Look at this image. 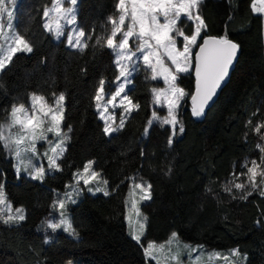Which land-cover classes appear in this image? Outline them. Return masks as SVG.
<instances>
[{"label": "trees", "instance_id": "1", "mask_svg": "<svg viewBox=\"0 0 264 264\" xmlns=\"http://www.w3.org/2000/svg\"><path fill=\"white\" fill-rule=\"evenodd\" d=\"M117 2L79 0L77 22L88 45L83 52L69 48L65 39L56 41L43 28V12L52 0L18 3L16 29L33 51L16 53L0 72V123L7 121L12 105L28 106L32 93L49 104L53 93H63L62 130L72 131L58 161L60 170H47L43 181L17 176L14 157L0 147V183L12 207L26 211L19 223L0 222V264H153L141 245L164 242L173 232L183 242L209 249H238L247 257L242 264H264V196L257 190L241 199V191H224L246 170L245 161L251 167L252 160L260 164L264 156V127L255 131L264 124L263 16L253 10L254 0H203L202 39L226 36L239 45L237 63L217 101L195 117V77L193 72L181 74L177 84L188 93L179 112L184 132L177 127L171 137L169 126L155 122L145 135L152 113L164 112L153 103L151 92L162 82L152 80L151 72L141 67L128 90L139 109L127 116L123 129L108 136L93 97L101 79L107 92L114 91L119 69L112 51L102 46L105 41L98 45L96 40L110 35L108 18H118ZM186 31L191 34L193 25ZM89 161L108 181V195L85 191L67 206L78 238L63 229L53 231L47 227L57 211L53 201L68 191L74 174ZM132 179L152 185V198L141 205L147 217L142 244L132 238L127 225Z\"/></svg>", "mask_w": 264, "mask_h": 264}, {"label": "snow or ice", "instance_id": "2", "mask_svg": "<svg viewBox=\"0 0 264 264\" xmlns=\"http://www.w3.org/2000/svg\"><path fill=\"white\" fill-rule=\"evenodd\" d=\"M64 2L65 0H52L51 8H46L43 12V16L48 18L43 24V28L52 33L53 38L57 41L64 35L65 25H74L76 23L75 5L78 0H68L71 5L68 8L63 6ZM200 2L201 0H118L115 5L118 18H108L112 26L110 35L96 40L98 45L101 44L102 39L105 41L102 46L112 51L115 56L113 63L119 69V75L112 82L116 84V91L110 94V98L105 101V81L103 79L99 81L93 97L99 118L104 122L103 132L105 134L111 135L114 132H118L125 125V119L122 115L119 125L113 127L115 117L112 114L105 115L110 106L113 109L119 107L124 113L129 115L132 111L139 109V104L132 102L125 92V88L131 83L129 77H131L133 72L139 70L141 64L146 71L152 73L150 77L152 80L162 78L166 85L162 89L154 88L151 92L154 104L166 106L167 116L161 118L154 111L152 119L148 121V125L151 126L154 121L158 122L161 127L170 125L171 137L177 134L176 129L178 126L179 133L182 134L184 127L177 119L176 111L180 107V101L185 97L186 93L183 88L176 85V80L178 74L188 73L192 69L193 47H198L199 51L195 55L196 95L192 96V114L195 117L203 115L205 106L212 100L221 81L228 75L229 67L233 63L239 45L227 39L226 36H207L202 39L201 44H197L198 39L201 38V31L206 28L203 18L198 13ZM10 3L14 5L16 0H10ZM253 10L258 13H264V7L256 9L255 3L253 4ZM181 16L194 22V31L191 36L185 35L181 29L177 28V22L181 19ZM12 17L13 12L9 10L8 0H0V54L3 53L6 42L11 41L10 44H7L6 56L0 55V71L11 62L12 57L16 53H31L33 51L32 45L24 36L18 33L9 34L7 31L12 28ZM161 17L163 18V23L160 22ZM61 21H64V23L62 24ZM72 32L73 34L67 38V44L83 52L88 46L86 42L82 43L85 32L83 29H72ZM173 33L182 38V51L177 49L176 37L173 36ZM117 37H119L118 40ZM88 39H91V37H88ZM130 40L135 43V51L132 50V46L129 43ZM161 50L163 56L174 66V70L165 65ZM129 64L131 65V70H129ZM121 78L123 79L121 80ZM117 98H119L118 103ZM53 100L54 104L48 105L44 96L32 93L29 107H26L23 103L12 105L7 121L0 123V147L5 150L8 156L15 158L16 163L13 167L17 176H19L21 165L23 164L28 176L34 180L43 181L46 169L41 156L46 159L49 171L60 170L58 160L62 158L67 150V141L71 139L68 133L72 129L69 127L67 133L62 131L64 94L60 93L56 96L53 93ZM249 123L251 122L249 121ZM261 127H264V124L257 126L255 131L259 133ZM48 133L53 134L55 143L48 140ZM145 135H147V129H145ZM171 137L168 140L169 146L172 144ZM40 140L48 143V151L42 154L37 153L35 146L36 142ZM257 147L260 148L259 145ZM260 150L264 152V148H260ZM25 154H31V158L39 162L40 166L37 167L32 164L31 160L28 164H24L22 157ZM93 163V161H89L84 166L83 172L74 174L76 186L69 185L68 187L72 188V192L64 193V199L53 201L51 205L53 209L64 210L66 202H76L73 199V192L76 195L80 194L82 190L78 186L81 180H83L85 185H88L99 178L100 174L98 172L90 171ZM248 163V161H245L242 165L243 168H246V173H243L246 176V183L230 182L231 186L226 185L224 191L231 193L233 188L241 191L244 193L241 199H247L253 191L257 190H259L261 196H264V168L260 167L261 164H264V156L261 157L260 164L256 160H252L251 167H249ZM29 168H31V171H29ZM168 171L170 172L171 169L169 168ZM258 176L261 178L259 185L256 183ZM102 183L107 185L108 181L103 180ZM151 188L152 185L150 183L146 184V186L144 184L135 185V189L142 194V200H150L152 198ZM247 188H250L251 191H245ZM88 190L92 191L91 188ZM96 191H103L105 195H108V192L102 188L97 187ZM207 191H211V189ZM57 195L60 194L58 193ZM129 195H133V192L130 191ZM131 207H136L134 201ZM5 211L8 213L6 219L3 215ZM59 215L61 217L59 223L48 221L47 227L53 231L62 228L64 232L78 238L79 234L65 215V211H60ZM135 215L138 218L137 224L141 234L133 232L132 238L139 243L145 227L144 223H140V221H146L147 217L142 216L138 209ZM24 219L23 208L15 209V214H12V205L7 199L4 185L0 183V222L5 224L19 223ZM45 242L47 243V241ZM173 246L176 247V252H172ZM141 247L146 259L154 261V264H162V262L163 264H180L179 254L181 247L188 250L190 259L192 253L203 252V246L181 245L176 232L171 233L169 239L164 243L149 242L146 247L143 245ZM230 255L238 257L239 250L233 249ZM207 259L209 264H216V261L220 260L221 256L218 252L209 253ZM222 259L227 261L228 257L225 256ZM199 261L200 256L197 255L192 260V264H199Z\"/></svg>", "mask_w": 264, "mask_h": 264}, {"label": "rangeland", "instance_id": "3", "mask_svg": "<svg viewBox=\"0 0 264 264\" xmlns=\"http://www.w3.org/2000/svg\"><path fill=\"white\" fill-rule=\"evenodd\" d=\"M8 2H9V10H11V11L13 12V17H12V28H11L10 30H7V29H6V30L9 32V34H11V33H18V32H17V29H16V9H17V6H18V3L20 2V0H16V3H15L14 5H12V4L10 3V0H8ZM202 2H203V0H201V2H200L199 5H198V13H199L200 16H201V5H202ZM256 2H257L256 5H255V8H256V9H259V8H261V7H264V2H262V0H256ZM78 3H79V0H78L77 4L75 5L76 23H75L74 25H65L64 30H63V31H64V35L60 38V40H61V39H65V40H66V44H67V38H68V36L73 34L72 29H77V30L80 29V27H79V25H78V22H77ZM63 6H64L65 8H68V7H70L71 5L68 3V0H65ZM49 8H51V7H49ZM255 12H256V11H255ZM194 14H195V10H194ZM50 15H51V14H50ZM201 17H202V16H201ZM47 20H48V18L45 17V22H46ZM183 20H184V22H183ZM45 22H44V23H45ZM160 22L163 23V18H162V17H161V21H160ZM61 23L63 24L64 21H61ZM190 24L193 25V31H194V22L187 20L186 18H184V16H181V19L177 22V28L181 29V30L184 32L185 35H187V36H191V35L193 34V31H192L191 34H187V33H186V32H187V31H186V28H188ZM126 25H127V21H126ZM5 27H6V22H5ZM203 30H204V29H203ZM203 30H202V31H203ZM202 31H201V38L198 39L197 44H200V43H201L202 36H203ZM18 34H19V33H18ZM173 36L176 37V46H177V49L180 50V51H182V50H183V42H182V38L176 36V33H173ZM60 40H59V41H60ZM56 41H57V40H56ZM84 42H85V37H84L83 40H82V43H84ZM10 43H11L10 40L6 42V44L4 45V51H3V53L0 54V55H5V56H6V54H7V44H10ZM129 43H130V45L132 46V50L135 51V43H134L132 40H130ZM67 46H68L69 48H71V49L79 50V49H77V48H73V47H71V46L68 45V44H67ZM197 48H198V47H193V48H192V63H193V67H192V69H190V71H189L188 73L193 72L194 65H195V52H196ZM161 55H162V58L164 59V63H165V65H166L167 67H169V68H173V70H174V66L171 64V62H170L165 56H163L162 50H161ZM134 59H135V58H134ZM8 64H9V63H8ZM8 64H7V65H8ZM141 67H144V66L141 64L140 68H141ZM140 68H139V69H140ZM129 70H131V65H130V64H129ZM0 72H1V71H0ZM136 73H137V71L133 72L132 75H131V77H129V79L131 80V83L128 84V85L126 86V88H125V92L127 93V95H128V90H129V88H130L131 85H132V78H133V76H134ZM188 73H181V74H188ZM181 74H178L177 79H178V77H179ZM151 75H152V73H151ZM122 79H123V78H121V80H122ZM156 80L162 82V85H161L160 87H155V89H162V88H165V87H166V85H165V83H164V81H163L162 78H158V79H156ZM114 85H115V88H114V91H112V92H107V91L104 89V90H105V101H106L107 99L110 98V94H112V93H114V92L116 91V84H114ZM176 85H177L178 87H180V88H183V87H181V86H179V85L177 84V80H176ZM183 89H184V88H183ZM184 91H185L186 95H185V97L180 101V107H179L178 110L176 111V117H177L178 120H179V112H180V109H181L183 103L185 102V100L188 98V93H187V91H186L185 89H184ZM122 95H123V94H122ZM38 96H40V95H38ZM118 102H119V98H117V103H118ZM64 103H65V101H64ZM64 103H63V107H64ZM47 104H48V105H53L54 102H53L52 104H49V103H47ZM29 105H30V102H29ZM29 105L26 106V107H29ZM155 105H156V104H155ZM156 106H157L158 108L162 109L163 112H164V114H160L159 112H156V114H157L158 116H160L161 118L166 117V116H167L166 106H161V105H156ZM108 114H112V115L115 117V122L113 123V127H117V126L119 125V121H120V118H121L122 115L124 116V119H125V120H126L127 116L129 115V114L124 113L123 110H122L121 108L117 107L116 109H113L111 106L108 108V112H107L105 115H108ZM63 115H64V113H63ZM151 119H152V118H151ZM102 121H103V120H102ZM110 122H111V121H110ZM155 122H156V121H154L153 123H155ZM103 123H104V122H103ZM153 123H152V124H153ZM45 126H47V125H45ZM167 126H169V127L171 128L170 125H167ZM177 127H178V126H177ZM149 129H150V126L147 127V135H148ZM62 131H63V130H62ZM63 132H64V131H63ZM65 133H66V132H65ZM114 133H116V132H114ZM114 133H112V134H114ZM112 134H111V135H112ZM47 135H48V140H49V141H53V143L56 142V141H55V137L53 136L52 133H48ZM111 135H108V136H111ZM35 146H36L37 153H39V154H42V153H44L45 151H48V143H47L46 141H43V140L37 141ZM49 154H51V153H49ZM22 159H23V161H24V164H28L29 161L31 160V163H32V164L36 165L37 167L40 166L39 162H37L35 159H32V158H31V154H25V155L22 157ZM14 160H15V158H14ZM41 160L44 161V167H45L46 172H47V170H48V166H47L46 159L43 158V157L41 156ZM58 161H59V160H58ZM15 163H16V160H15ZM83 169H84V167H83L80 171H78V172H83ZM29 171H31V168H29ZM48 171H49V170H48ZM53 171H54V170H52L51 172H53ZM90 171H95V170L93 169L92 165H91V169H90ZM78 172H77V173H78ZM95 172H96V171H95ZM243 173H246V170H244L242 173H240L238 176H236V177L234 178V180H233L234 183H246V176H245ZM20 174H23V175L28 176V175H27V172L24 170V165H23V164L21 165V171H20ZM28 177H30V176H28ZM237 177H239V178L237 179ZM30 178H31V177H30ZM103 180H104V179H103L101 176H99V178H97V180H94V181L90 182L88 185H85V184L83 183V180H81V181H80V184H79L78 187H79V189H81L82 191H80V194H79V195H76V193L73 192V199H75V201L77 202L78 199L81 197V195H82L85 191L90 192V193H92V194L104 193L103 191H96V188H97V187L102 188V189H104L105 191H107V185H105V184L102 183ZM148 183H149L148 181H143V180H140V181H137V180H135V179H132V180H131V190H130V191L133 192V195H131V196L129 195V196H128V199H127V206H128V211H127V225H128L129 232H130L131 234H132L133 232H135V234H141V233H140V229H139L138 224H137V219H138V218H137V216L135 215V213H136V211H137V209H138L139 212L142 214V216H145L144 213H143L142 210H141V205H142V203L148 201V200H142V199H141V195H142V194H141V192H140L139 190L135 189V185H136V184H144V185L146 186V184H148ZM3 185H4V190H5V184L3 183ZM72 186H74V187L76 186V185H75V182L72 184ZM89 188H91L92 191H89V190H88ZM67 192H72V188L69 187V189H68ZM67 192H65V193H67ZM63 194H64V193H61V194L59 195L58 200H59V199H64V195H63ZM133 201H134L135 204H136V207H135V208L131 207V204H132ZM76 202H75V203H76ZM69 204H73V203L66 202V208H67V206H68ZM19 208H23V207H19ZM66 208H65L64 210H61V209H58V208H57V209H56V210H57L56 213H55V214L53 215V217L50 218L48 221H51L52 223H59V221H60V219H61V217H60V215H59V212H60V211H65V215H66L67 218L71 221L70 216H69V215L67 214V212H66ZM15 209H17V208H13V207H12V214H15ZM23 210H24V215H26V211H25L24 208H23ZM3 215H4V218L6 219V218H7V215H8L7 211H5V212L3 213ZM48 221H47V222H48ZM130 221H131V223H130ZM71 223H72V222H71ZM140 223H144V225H145L144 230H143V234L141 235V240H140V242H139L140 244H142V240H143V238H144V236H145V233H146V221L141 220ZM61 229H62V228H61ZM68 234H69V233H68ZM69 235H70V234H69ZM178 238H179V237H178ZM167 240H168V239H167ZM167 240H166V241H167ZM166 241H164V242H166ZM164 242H161V243H164ZM179 242H180L181 245H183V244H190V245H192L193 247L203 246V245H201V244H192V243L183 242V241H181L180 239H179ZM148 243H149V242H147V243L144 244L143 246L146 247ZM157 244H160V243H157ZM232 250H233V249H209V248H206L205 246H203V252L201 253V252L198 251V252H196V253H192V254H191V259H190V258H189V254H188V250L183 249V247H181V248H180V254H179V260H180V264H192V260H194L195 257H196L197 255H199V256H200L199 264H209V261H208V259H207L208 254H209V253L218 252V253H220L221 259H220V260H217V261H216V264H242V263H245V262H246L247 257H246V256H242L240 253H239V256H238V257H233V256H231L230 253H231ZM172 252H176V247H175V246H173V248H172ZM225 256L228 257V260H227V261H224V260L222 259V258L225 257ZM245 257H246V259H245ZM151 261H152V260H151ZM152 262H153V264H154V261H152ZM68 264H73V263H68ZM147 264H151V263H147ZM162 264H163V262H162Z\"/></svg>", "mask_w": 264, "mask_h": 264}, {"label": "water", "instance_id": "4", "mask_svg": "<svg viewBox=\"0 0 264 264\" xmlns=\"http://www.w3.org/2000/svg\"><path fill=\"white\" fill-rule=\"evenodd\" d=\"M207 36L218 37V36H214V35H206L205 37H207ZM228 39L231 40V41H233V40L230 39V38H228ZM233 42L236 43L235 41H233ZM201 43H202V41H201ZM201 43H200V44H201ZM236 44H237V43H236ZM198 51H199V48H197V50H196V52H195V55H196V53H197ZM238 56H239V48H238V50H237L236 56H235V58H234V60H233V63H232V64L230 65V67H229L228 75L225 77V79H224L223 81H221V84H220L219 88H217L216 93H215V95L213 96L212 100L209 101L208 105L205 106V109H204V113H203V114H205V112H206L209 108H211V107L213 106V104L217 101V99H218V97H219V95H220L221 90H222V89L225 87V85L228 83V81H229V79H230V76H231V73H232V71H233V69H234V67H235V65H236V63H237ZM194 68H195V65H194ZM193 74H194V77H195V71H194V69H193ZM194 95H196V77H195V88H194V92H193L192 96H194ZM192 96H191V105H192V106H191V109H192V107H193Z\"/></svg>", "mask_w": 264, "mask_h": 264}, {"label": "crops", "instance_id": "5", "mask_svg": "<svg viewBox=\"0 0 264 264\" xmlns=\"http://www.w3.org/2000/svg\"><path fill=\"white\" fill-rule=\"evenodd\" d=\"M255 3V5H256V0H254V2H253V4ZM253 4H252V6H253ZM256 13H258V12H256ZM258 14H261L262 16H263V18H264V13H258Z\"/></svg>", "mask_w": 264, "mask_h": 264}]
</instances>
